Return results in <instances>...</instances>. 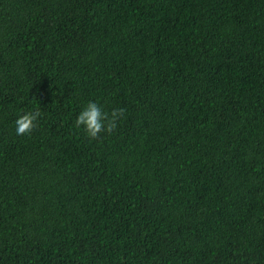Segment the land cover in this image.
Wrapping results in <instances>:
<instances>
[{
    "label": "trees",
    "instance_id": "trees-1",
    "mask_svg": "<svg viewBox=\"0 0 264 264\" xmlns=\"http://www.w3.org/2000/svg\"><path fill=\"white\" fill-rule=\"evenodd\" d=\"M0 264H264V0H0Z\"/></svg>",
    "mask_w": 264,
    "mask_h": 264
},
{
    "label": "clouds",
    "instance_id": "clouds-1",
    "mask_svg": "<svg viewBox=\"0 0 264 264\" xmlns=\"http://www.w3.org/2000/svg\"><path fill=\"white\" fill-rule=\"evenodd\" d=\"M123 108L113 109L110 113L104 111L97 103L89 102L75 119V127L83 128L90 139H98L100 134H113L118 121L125 116ZM41 117L40 111H28L22 114L16 121V134L18 136L31 134Z\"/></svg>",
    "mask_w": 264,
    "mask_h": 264
}]
</instances>
